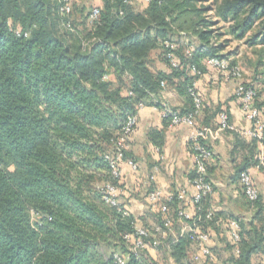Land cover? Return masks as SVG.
I'll return each instance as SVG.
<instances>
[{
    "label": "trees",
    "instance_id": "obj_1",
    "mask_svg": "<svg viewBox=\"0 0 264 264\" xmlns=\"http://www.w3.org/2000/svg\"><path fill=\"white\" fill-rule=\"evenodd\" d=\"M135 1L105 0L95 21L88 14L89 30L78 31L71 8L63 14L57 0H0V264H117V259L159 264L148 255L149 246L174 264H195L187 255L197 244L195 235L190 231L172 241L175 221L206 234L205 247L219 264H253L264 256L260 195L250 202L240 185L248 219L217 212L210 204L214 157L206 164L213 193L188 220L178 218L184 206L177 195L162 203L172 225L165 228L158 214L160 231L143 227L147 237L139 251H132L139 240L136 219L119 202H106L101 185L120 189L122 180L112 177L106 157L114 153V141L137 105L161 110L160 94L173 89L185 105L172 112L194 115L189 89L200 93L196 81L216 72L205 61L226 59L236 66L235 52L225 53L226 48L253 31L245 44L264 45V0H140L139 10ZM244 85L254 89L257 108H264L257 90ZM202 100L195 122L199 115L207 120L221 111L228 114ZM163 122L168 127L169 119ZM228 133L235 138L231 155L239 159L238 185L241 173L264 171V137L246 141L236 131ZM123 161L135 162L128 152ZM232 222L238 224L237 243L230 239ZM211 231L221 232L220 253L208 247Z\"/></svg>",
    "mask_w": 264,
    "mask_h": 264
},
{
    "label": "crops",
    "instance_id": "obj_2",
    "mask_svg": "<svg viewBox=\"0 0 264 264\" xmlns=\"http://www.w3.org/2000/svg\"><path fill=\"white\" fill-rule=\"evenodd\" d=\"M193 41L196 42L195 39ZM157 68L168 71L161 63H158ZM195 86L207 107L212 110L217 107L225 109L232 125L236 128V134L248 141L250 138L245 133L252 125L244 118L234 97V85L224 82L220 75L210 71L196 81ZM159 100L177 111L185 105L184 97L173 89L162 91ZM136 112L137 124L131 136L128 154L135 160L138 170L132 172L127 164L121 165L122 180L117 198L141 228L159 232L158 212L149 203L148 197L155 190L160 191L161 202L167 203L184 188L191 192L187 181L194 174V163L189 146L193 129L185 125L165 127L160 110L154 106L144 105L140 109L136 108ZM210 116L205 120L204 115H199L196 121L198 127L214 131V136L206 139L214 157L209 165L212 170L209 179L214 186L210 204L217 212L246 218L250 213L240 207L243 205L239 191L240 183L238 185L234 183L236 166L239 163V159L234 160L231 155L235 144L234 135L217 132V116L216 118ZM251 175L264 203V181L261 173L252 169ZM174 206L171 207L173 211ZM186 213L190 218L194 216V207H186ZM190 230L188 222L175 221L170 232L171 240L184 237ZM211 235L212 239L208 242V247L213 253L215 251L220 253L224 243L221 232L211 231ZM147 252L159 263L160 256L163 255L162 251L149 246ZM196 252L197 247L191 245L187 252L188 259L195 264H201L193 261ZM167 260L170 264H174L171 259ZM208 264H219V261L212 255ZM253 264H264V256L256 257Z\"/></svg>",
    "mask_w": 264,
    "mask_h": 264
},
{
    "label": "built area",
    "instance_id": "obj_3",
    "mask_svg": "<svg viewBox=\"0 0 264 264\" xmlns=\"http://www.w3.org/2000/svg\"><path fill=\"white\" fill-rule=\"evenodd\" d=\"M62 6L60 12L63 14H68L70 12V0H62ZM154 0H142L143 3H150ZM121 14V13H120ZM99 15V9L93 8L90 13V20L95 21ZM189 54V53H188ZM205 65L215 70L220 74L224 82L234 83V97L236 98L240 110L246 120L251 123L250 130L245 133L247 137L252 139L261 140L264 137V108L259 109L255 105V91L252 88H247L243 83H241L242 72L238 65L231 66L230 61L226 59L210 58L205 61ZM164 87V84H161ZM189 94L194 103V115L178 116L172 112L171 108L168 107L164 102H160L161 110L160 114L162 119H169L168 127H175L178 125H185L193 129V133L190 137L191 144V156L194 163V177L188 179L187 184L191 192L187 189H182L177 194V199L183 203V208L178 211L179 220H188L190 217L186 213V207L197 206L203 198L209 196L213 193L212 185L207 181L206 177V164H208L213 158V152L208 148L203 141H206L208 137L214 136V131L209 128H201L196 125L195 115L199 114L203 106V100L201 94L194 89H189ZM131 96V93L129 94ZM144 104L140 103L137 105V109H140ZM156 108V107H155ZM137 124V112L133 115L127 116L119 137L114 141V153L106 157L110 162V170L112 177L114 179L120 180L122 178L121 164L124 162V156L129 151L131 136L134 133ZM217 132H233L236 128L229 121L228 114L225 111H221L217 117ZM264 153V149L261 151ZM125 164L129 166L132 172H137L138 165L133 161H125ZM256 170L259 171L257 167ZM262 179L264 181V171L261 173ZM240 185L243 190L245 197L250 202L257 200L259 196V191L253 182V178L250 171H246L240 174ZM120 193V189L112 185H106L104 194L106 197V202L112 206L118 204L117 196ZM162 194L160 191L152 192L148 201L153 208L157 209L158 214L163 216L164 227L170 229L172 225L171 219L168 218V211L166 205L162 204ZM172 198L169 199L171 201ZM213 216L212 212H209L206 219H211ZM230 239L237 243L239 240L238 224L236 222L231 223ZM195 235V240L197 242V252L193 257V261L202 262L211 257V253L205 244L208 240V236L200 232L198 228L190 230ZM137 240L132 245V251L136 252L145 247L144 243L141 241L142 238L147 237L146 230L139 228L137 230ZM158 243H155L156 246ZM117 264H124L123 260L117 259Z\"/></svg>",
    "mask_w": 264,
    "mask_h": 264
},
{
    "label": "rangeland",
    "instance_id": "obj_4",
    "mask_svg": "<svg viewBox=\"0 0 264 264\" xmlns=\"http://www.w3.org/2000/svg\"><path fill=\"white\" fill-rule=\"evenodd\" d=\"M57 1L61 4L63 3L62 0ZM69 5L72 10L71 20L75 28L78 31H87L89 30L88 14L93 8L103 9L105 0H70ZM134 7L136 10H139L141 7L139 0L135 1ZM254 32L255 31L248 34L243 41H231L225 53L231 51L235 52V60L242 72L241 83L254 87L260 96L259 102L262 103L264 101V45L257 44L251 47L245 44V42H249ZM257 60L259 61V66L255 65ZM232 84L234 85L233 82ZM103 184L101 185L102 187L106 186ZM241 203L243 205L240 207L247 211L246 205L243 202ZM243 217H241V219H248L250 215H247L246 218ZM160 257L159 264H170L169 260H167V256L161 254Z\"/></svg>",
    "mask_w": 264,
    "mask_h": 264
}]
</instances>
